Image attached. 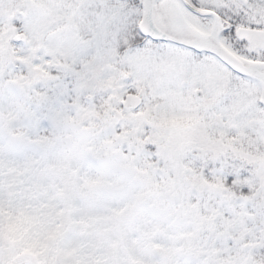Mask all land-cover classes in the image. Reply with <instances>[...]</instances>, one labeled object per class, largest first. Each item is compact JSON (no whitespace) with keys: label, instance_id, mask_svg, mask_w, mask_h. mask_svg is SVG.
Listing matches in <instances>:
<instances>
[{"label":"snow or ice","instance_id":"1","mask_svg":"<svg viewBox=\"0 0 264 264\" xmlns=\"http://www.w3.org/2000/svg\"><path fill=\"white\" fill-rule=\"evenodd\" d=\"M0 264H264V0H0Z\"/></svg>","mask_w":264,"mask_h":264}]
</instances>
